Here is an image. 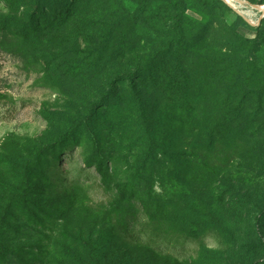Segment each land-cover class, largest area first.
<instances>
[{
	"label": "rangeland",
	"instance_id": "rangeland-1",
	"mask_svg": "<svg viewBox=\"0 0 264 264\" xmlns=\"http://www.w3.org/2000/svg\"><path fill=\"white\" fill-rule=\"evenodd\" d=\"M177 1L187 7L185 13L193 19L185 28L187 39L204 28L192 49L207 39L213 52V23L221 22L236 25L244 38L264 41V29L257 28L264 18L255 25L261 15L254 7L259 0H233L228 4L222 0L232 11L216 9L211 0ZM147 2L91 0L88 10L70 11L68 15L67 8L54 4L40 14L36 11L41 16L23 32L19 29L27 23L23 11L33 12L43 3L0 0V218L8 211L7 222L21 226L18 232H11V244L21 249L38 245L49 251L54 243H68L66 235L72 230L97 243L96 254L104 264H264L259 242L260 238L264 240L263 52L256 62L255 77L247 81L251 69L245 64L243 87L230 92L236 96L249 94L242 123L234 128L231 138L216 145L209 160L200 152L195 157L194 174L179 179L165 170L163 181L155 182V190H160L161 183L164 193L178 203L175 225L168 219L163 230L155 232L142 227L146 221L141 215L136 228L142 233L140 242L107 232L112 227L117 231L115 219H109L114 186L126 185L141 171L149 145L140 132L132 79H120L158 48L153 40L156 31H166L170 26L165 19L167 4L163 0L155 3L159 15L154 25L147 20ZM233 5L253 24L242 16L237 18ZM133 6L143 9L138 20L131 16ZM55 15L65 21L62 26L42 31L54 23ZM104 44L107 51H103ZM254 47L255 43L250 44L242 57ZM67 62L81 65L82 72L71 74ZM232 66L230 78L239 68ZM106 94L116 105L105 109L101 103L94 108ZM92 108L98 117L89 122ZM67 131L73 134L60 142L59 137ZM203 141V137L198 138V142ZM36 147H47V157L36 161L31 153ZM97 148L107 161L114 162L108 187L102 186L96 170L86 165L96 157ZM58 156L53 171H58L61 182L48 183L51 171L45 161ZM149 172V167L144 169L142 179L134 180L132 187L136 183L143 186ZM63 191L74 196V205L68 204L69 198L58 203ZM23 196L30 200L22 203ZM258 218H262L261 223ZM171 227L185 230L174 233ZM250 244H256V248L245 247ZM87 258L85 254V261Z\"/></svg>",
	"mask_w": 264,
	"mask_h": 264
},
{
	"label": "trees",
	"instance_id": "trees-1",
	"mask_svg": "<svg viewBox=\"0 0 264 264\" xmlns=\"http://www.w3.org/2000/svg\"><path fill=\"white\" fill-rule=\"evenodd\" d=\"M90 1L39 0L43 3V7L38 6L33 12L23 11V17L27 23L19 29L24 32L41 16L37 15L36 11L40 14L54 4H58L62 9L67 8L68 15L70 11L88 10ZM156 2L157 0L147 2L149 17L147 20L154 25L159 15V7H155ZM163 2L167 4L165 9L168 13L165 19L170 26L166 31H156L153 40L157 42L158 48L148 58L141 59L134 71L120 79H132V96L139 115V126L142 130L140 132L147 137L149 145L145 151L146 158L142 172L137 171L132 180H127L126 185L114 186L115 199L109 210V219L110 221L115 219L117 231L112 227L107 232H117L123 238L133 242L141 240L142 233L136 231L141 215L146 221L142 227L150 228L155 232L162 231L168 219L175 225L180 212L178 203L164 193L161 183L158 185L160 190H155V182L163 181L161 175L165 173V170L179 179L194 174L195 157H198L200 152L204 154L206 160H209L214 147L221 141L225 142L231 138L230 135L234 128L242 123L244 101L249 94L236 96L230 92L243 87L246 79L243 77L242 67L245 64L251 69V76L247 81L250 82L255 77L258 71L256 62L260 59V53H264L263 39L254 42L244 38L239 35L236 25L226 22L218 23V25L213 23V30L216 28L214 45H211L213 52L209 49L207 39L200 43L202 45L199 48L192 49L190 46H196L194 44L199 43L204 34V28L194 31L193 36L188 40L185 28L193 19L186 15L187 7L177 0H163ZM211 2L216 9L223 8V10L232 11L222 0H211ZM256 4L264 5V0H259ZM131 10V16L135 20L140 19L143 9L133 6ZM236 15L237 18L241 17ZM54 20V23L42 31L49 30L48 27L62 26L65 22L56 15ZM263 22L264 20L257 27L259 30L264 29ZM116 27L117 25L110 32L113 33ZM252 43H255L254 50L249 51L246 57H242ZM106 45L104 44L103 51L109 49ZM233 64L239 68L233 74V78H230ZM66 65L67 71L71 74L77 75L82 72L81 65L68 62ZM108 98L109 94H106L100 102L95 103L94 108L101 103L105 109L116 105L115 101L110 102ZM94 108L88 113L89 122H93L98 117ZM72 134L73 131H67L58 140L65 142ZM199 137H203V143L198 142ZM96 150V157L88 160L86 165L94 168L102 186L108 187L110 184L109 170L114 162L107 161V157L100 153L98 148ZM48 152L47 147L31 149L36 161H41L43 157L46 158ZM58 160L59 156L53 161L47 159L45 161L47 165H50L49 171H51V177H47L48 183L60 184L61 182L58 171H53V166ZM147 167L150 168V172L146 183L143 186L136 183L135 187H132L131 183L142 179L144 169ZM23 197L22 203L30 200L27 196ZM66 198H69V205H74V196L68 195L66 191L59 195L58 203L63 204L68 200ZM194 209L198 207L194 206ZM8 210L12 212L13 208ZM122 212L125 215L121 216ZM4 214L7 216L8 211ZM62 214L64 216V213ZM261 215H264V208L261 210ZM6 216L3 215L0 218V264H104L101 257L96 254L97 243H92L88 235H79L72 230L66 235L68 243L65 245L54 243L53 249L49 251L38 245L25 246L22 249L15 247L11 244V232H18L21 226L8 223ZM261 220L262 218H258L257 222L261 223ZM169 230L179 233L185 229L180 227L175 230L171 227ZM259 242L264 250V240L260 238ZM245 247L255 249L256 244ZM25 248L31 251H25ZM85 254L88 257L87 261H85ZM64 259L73 261L65 262Z\"/></svg>",
	"mask_w": 264,
	"mask_h": 264
},
{
	"label": "water",
	"instance_id": "water-1",
	"mask_svg": "<svg viewBox=\"0 0 264 264\" xmlns=\"http://www.w3.org/2000/svg\"><path fill=\"white\" fill-rule=\"evenodd\" d=\"M224 2L225 3H227L228 4V2L226 1V0H224ZM238 2H240V1H238ZM264 6V5H263ZM254 7L255 8H257L258 10H259V12L261 13V15H260V17H259V19H258V21H257V23L255 24V25H259L260 24V22L262 21V19L264 18V8H261L259 5H254ZM233 10L238 14V15H240V16H242L243 17V19L245 20V21H247L248 23H250V24H253L241 11H239V10H237V9H235L234 7H233Z\"/></svg>",
	"mask_w": 264,
	"mask_h": 264
},
{
	"label": "bare ground",
	"instance_id": "bare-ground-1",
	"mask_svg": "<svg viewBox=\"0 0 264 264\" xmlns=\"http://www.w3.org/2000/svg\"><path fill=\"white\" fill-rule=\"evenodd\" d=\"M226 1H232L233 2V0H226ZM244 6V5H243ZM233 7L235 8V9H237V5H233ZM261 8H264V6H260ZM245 16H247L248 17V15L247 14H245V12H242ZM249 18V17H248Z\"/></svg>",
	"mask_w": 264,
	"mask_h": 264
}]
</instances>
